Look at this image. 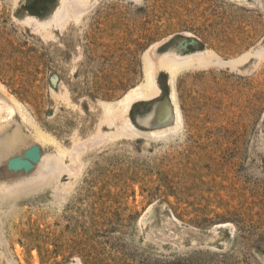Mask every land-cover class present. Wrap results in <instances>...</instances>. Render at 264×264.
<instances>
[{"label":"rangeland","instance_id":"rangeland-1","mask_svg":"<svg viewBox=\"0 0 264 264\" xmlns=\"http://www.w3.org/2000/svg\"><path fill=\"white\" fill-rule=\"evenodd\" d=\"M57 1L23 3L40 16ZM89 5L84 25L45 42L0 0V83L51 137L49 154L78 166L54 201L12 217L13 258L22 264L19 244L26 264H264V0ZM177 42L181 58L211 51L223 64L184 68L173 83L159 55ZM146 55L159 92H134L137 135L108 139L100 102L118 106L141 84ZM162 97L181 115L167 139L135 122ZM14 115L35 139L16 112L0 129Z\"/></svg>","mask_w":264,"mask_h":264},{"label":"bare ground","instance_id":"bare-ground-1","mask_svg":"<svg viewBox=\"0 0 264 264\" xmlns=\"http://www.w3.org/2000/svg\"><path fill=\"white\" fill-rule=\"evenodd\" d=\"M8 1L14 10V21L22 28H30L34 34H38L44 41H58L65 35V29L69 23L77 27L85 24L91 0H58L56 4L52 7L49 6L44 14L40 16L29 10L26 4L23 3L24 0ZM182 52L181 43L177 42L172 45L171 52L165 51L159 55V63L170 72L173 83L175 76L184 68H205L214 64H223L220 60L216 61L211 51L201 52L198 50L191 58L178 56ZM246 57L239 59V61L244 60ZM156 64L158 65L150 55L144 57L143 81L135 87L132 93L127 95L128 97L119 101L121 103L118 106L112 102H100L105 118L100 121L98 129L101 124H108L110 130L106 138L115 140L137 135L136 131L139 130L132 124L127 111L134 92L137 91L144 97L153 96L159 92V88L155 84ZM8 97H11L13 102H8ZM163 97L155 102L151 110L138 114L135 122L140 127L153 129L154 134L158 133L155 138L161 136L167 139L168 136H162V133L176 130V126L178 127L180 124L181 115L179 111L173 112L169 101ZM173 99L176 100L175 92L173 93ZM14 112L32 125L36 137L33 135L35 139H32L27 135L20 119L15 115L14 119H16L15 121L14 119L11 120V126L0 129V264H18L12 256L9 247L11 240L7 234L12 217L17 213H22L21 209L24 205L34 208L38 204H44L46 200L54 201L55 197H58L62 192L60 179L63 178L64 173L78 167L77 165L64 163L63 155L66 152L63 154V151H61L62 153L59 152L60 154L57 153V155L49 154L52 143L51 137L41 130L35 123L33 116L13 95L8 93L6 86L0 83V123L8 120ZM98 136L101 138L103 134L98 132ZM36 138H38L39 143ZM55 142L59 144L57 141ZM24 157H28V160H23ZM28 173H35V176L19 180L23 174ZM13 181L16 184H11ZM16 253L22 264H26L23 260V248L19 244L16 246Z\"/></svg>","mask_w":264,"mask_h":264}]
</instances>
